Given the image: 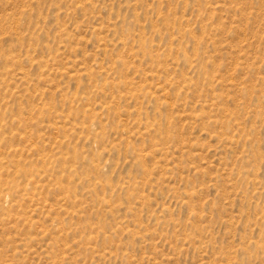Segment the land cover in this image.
<instances>
[{
    "label": "rangeland",
    "instance_id": "374dc122",
    "mask_svg": "<svg viewBox=\"0 0 264 264\" xmlns=\"http://www.w3.org/2000/svg\"><path fill=\"white\" fill-rule=\"evenodd\" d=\"M0 264H264V0H0Z\"/></svg>",
    "mask_w": 264,
    "mask_h": 264
}]
</instances>
